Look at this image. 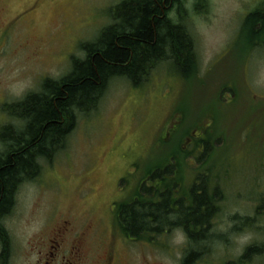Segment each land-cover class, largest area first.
<instances>
[{
    "label": "rangeland",
    "instance_id": "rangeland-1",
    "mask_svg": "<svg viewBox=\"0 0 264 264\" xmlns=\"http://www.w3.org/2000/svg\"><path fill=\"white\" fill-rule=\"evenodd\" d=\"M119 1L0 0V126L10 121L5 104L39 91L46 77L68 73L72 56L84 58L81 43L110 23L109 7ZM251 1L198 0L192 7L194 0H186L190 12L179 19L194 41L196 77L181 78L168 64L138 86L109 81L53 160L41 161L38 177L17 187L3 219L10 240L5 264H35L51 226L63 220L103 228L90 259L114 249L122 264H182L187 239L180 229L151 241L110 229L113 203L123 204L148 168L170 161L181 187L208 166L221 192L213 228L229 242L205 246L207 256L195 264L237 261L264 242V205L256 212L264 204V47L253 45L257 26L252 36L241 26ZM201 138L212 147L198 163ZM236 214L253 218L254 226L235 223ZM246 264H264V251Z\"/></svg>",
    "mask_w": 264,
    "mask_h": 264
},
{
    "label": "trees",
    "instance_id": "trees-1",
    "mask_svg": "<svg viewBox=\"0 0 264 264\" xmlns=\"http://www.w3.org/2000/svg\"><path fill=\"white\" fill-rule=\"evenodd\" d=\"M163 1L121 0L112 5L110 23L94 40L81 43L85 56H72L68 73L59 79L46 77L39 91L4 105L10 121L0 126V263L5 264L10 247L3 219L12 209L17 187L38 177L41 161L53 160L75 128L77 116L96 109L110 80L119 77L138 86L147 81L153 69L168 64L181 78L196 77L194 41L179 19L183 16V0H172L171 5L165 0L164 6ZM172 2L178 5L177 24L167 16ZM253 26L258 27L253 45L264 47L260 45H264V16L250 20L246 25L250 33ZM191 129L202 128L198 125ZM200 141H195L197 150L201 147L198 163L212 147L210 141ZM176 166L170 161L148 168L125 202L118 205L115 220L120 233L135 240L151 241L167 231L182 230L187 239L182 264H195L207 256L205 246L215 241L221 245L229 242L227 234L213 228L221 192L217 177L208 179L210 167L199 170L192 183L183 188ZM263 205L257 207V213ZM232 217L235 223L253 225V218ZM238 227L236 224L234 228ZM262 251L264 242L248 246L237 261L226 264L253 263Z\"/></svg>",
    "mask_w": 264,
    "mask_h": 264
},
{
    "label": "flooded vegetation",
    "instance_id": "flooded-vegetation-1",
    "mask_svg": "<svg viewBox=\"0 0 264 264\" xmlns=\"http://www.w3.org/2000/svg\"><path fill=\"white\" fill-rule=\"evenodd\" d=\"M169 1V5H171L172 0ZM196 1L198 2V0ZM196 1L194 0L192 7L193 5H197V3L195 4ZM252 1L249 3V7L242 11L241 26L243 25V27L247 25V21L250 22L255 16H264V1L256 5H253ZM185 3L186 0H183L180 6L184 11L190 12L187 8L188 6H184ZM162 4L163 6L165 5V0ZM177 13L178 5H173V8H171L167 15L175 24L179 22ZM258 27H261V25L259 24ZM249 35L252 36L253 34L250 33ZM260 45L264 46L263 44ZM127 197H123V199ZM119 203L114 202L112 205L113 218ZM110 223V229L114 232L120 229L115 219ZM100 233H103V228L93 227L88 223L76 225L73 221L69 220L58 221L57 224L51 226L49 232L46 234L43 249L38 251L41 257L35 264H122L120 255L116 254L114 249L109 251L103 258L90 259L89 254L92 250V242ZM120 237L125 243V237L122 235Z\"/></svg>",
    "mask_w": 264,
    "mask_h": 264
}]
</instances>
